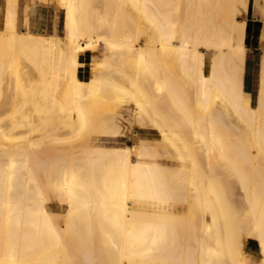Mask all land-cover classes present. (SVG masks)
I'll return each mask as SVG.
<instances>
[{"label":"bare ground","instance_id":"6f19581e","mask_svg":"<svg viewBox=\"0 0 264 264\" xmlns=\"http://www.w3.org/2000/svg\"><path fill=\"white\" fill-rule=\"evenodd\" d=\"M120 1L128 9L119 13L132 27L115 18L103 24L102 13L89 0H53L64 15L65 34L58 39L31 32L30 5L20 8L24 28L18 30L19 2L5 0L0 30V264H249L244 251L248 238L264 264V54L251 106L245 96L247 25L238 16L239 7L246 12L247 1ZM97 46L106 49L98 64L102 68L92 69L95 75L84 81L81 61L94 55ZM39 51L54 60L48 63L41 56L38 62ZM113 52L120 58L115 65ZM126 59L134 64V75L124 73ZM19 60L40 78L37 98L30 95L35 90L29 85L30 97L25 92L26 73ZM58 69L66 73L65 80L57 77L64 84L61 91L52 86L51 94L44 86ZM112 69L119 74L113 76ZM166 102L187 117L189 142ZM27 105L40 119L51 110L65 112L67 122L62 127L65 118L60 116L62 123L53 127L46 118L40 128L26 118L17 120ZM127 105L132 113L122 115L120 109ZM146 119L167 145L159 148L138 126ZM9 121V128L2 126ZM23 127L27 130L21 135L10 133ZM59 127L70 131L66 138L56 134ZM134 128L139 130L134 148L96 145L118 142ZM32 133L50 143L73 140L81 158L68 163L53 152L50 156V150L44 153L37 143L41 140L28 137ZM197 141L205 149L207 169L197 162ZM213 152L220 162L211 161ZM219 163L221 171L235 177L241 201H229L231 195L225 202L219 198L227 194L220 187ZM176 201L185 206L177 207ZM52 205L64 213L53 211Z\"/></svg>","mask_w":264,"mask_h":264},{"label":"rangeland","instance_id":"374dc122","mask_svg":"<svg viewBox=\"0 0 264 264\" xmlns=\"http://www.w3.org/2000/svg\"><path fill=\"white\" fill-rule=\"evenodd\" d=\"M36 1L33 0V3H32V0H30V1L29 0H18L19 3H18V7H17V21H16L18 30H21V29L24 28L23 26H20L21 9H23V7L25 5H28V6L30 5L29 7L33 8L30 11L31 18H29V23H28V26L31 29V32L32 33H35V34H40V35H42L44 37H54V38H58V39L59 38L60 39L63 38L64 37V34H65L63 11L61 9H59L58 6L56 7V5L53 2V0H36ZM246 1H247V9H246V12L244 11V9H242L241 7H239L240 10H239L238 16H239V20L245 21L246 22V25H247V35H246V41H245V46H246V50H247V55H246V69H245V91H246V95L245 96H246V102H248L251 106H254L255 105V102H256V98H257V89H258V80H259V66L258 65H259V62L261 60L262 55L264 54V36H263L264 35V0H246ZM89 2H90V4L94 8H96L100 13H102L100 17L103 16L102 19H101L103 21V24H105L107 22H110L111 20L113 21V18H115L114 20H116L118 23H122V21H124V24L126 26H128L127 28L132 27V26H129L128 25V23L132 25V22H129L126 19L124 20L123 16L119 13L120 12V10H119L120 8L128 9L127 6H124V5L121 6L122 3H121L120 0H115V1H113V0L112 1L111 0H89ZM107 4H108V6H107ZM117 4H120V5H117ZM107 8H108V12L110 11L111 14L113 13L112 15L110 13H107V11H106ZM241 9H242V11H241ZM5 10H6L5 0H0V30H2V27H3V24H4V20H5ZM243 11H244V14H243ZM118 15H120V17H118ZM108 16H109V18H108ZM105 19H110V20H107V22H105L106 21ZM141 23H143V22L141 21ZM130 31H131V28H130ZM2 33H3V31L0 32V34H2ZM97 37H98V34H94L93 35L94 40H96ZM115 51L118 53L117 50H115ZM40 52H41V54H40ZM42 52L43 51H39L38 52V56H37V61L38 62L41 61L39 59H42L45 56L44 54L42 55ZM105 53H106V49H105L104 46H97V50L94 53V55H87V56H85L83 58V60L81 61L80 73L79 74L84 79V81H87L89 78H91L92 76H94L95 74H93V73H95L96 71H99L102 68L100 65L98 66V64H101V63L104 62V56L103 55ZM36 55H37V52H36L35 56ZM118 55L115 54L113 56V58L111 59L112 64L114 63V65H115V64H118L119 63V61H117V62L115 61L117 59L118 60L120 59V58H118L119 57ZM41 56H42V58H40ZM116 56H118V57H116ZM45 57H47V60H49V62L47 61L48 63H51V61L54 60L53 58L51 59L50 55H47L46 54ZM114 57L116 59H114ZM23 60H19V64L23 68L22 69V72L25 71V73H26V74L22 73V77L25 78V81H23V83L25 82V84H26V85L24 84V87L27 86V87H25V92H26V94L28 92L27 96H29V94L32 93V90L30 92V90L28 89V85H29L30 89H33L34 88L33 91L35 90L34 91V95L33 94H30V95H32L35 98H37L38 97V94L37 93H38V91L40 92L42 90L43 85L40 84V81H39L40 78L38 77V75L35 72L34 68H32V66H30V64L26 63V61H23ZM58 67L59 66H57V68ZM57 68H56V70H57ZM59 69H58V72H56L58 75H56V76L53 75V79H52V76L50 77L51 78L50 81H49V83H50L49 85L50 86L49 85L48 86L47 85L44 86L47 89V91L50 89L49 92L51 91V89H54V87L55 88L57 87L58 90H59L61 88V86H63V84H64L63 81L65 80L64 76H65L66 73L64 74V71L62 73ZM92 69H94L96 71H92ZM123 69H124V73L127 74V75H134V73H135V66L130 61V59H126L125 64H123ZM111 71H112L111 74L113 76H117L119 74L116 69H112ZM47 72L48 73H52L54 71L52 69H49V71H47ZM63 74H64V76H63ZM96 75H98V74H96ZM58 76H60L61 78L63 76L64 80H62L63 78L61 79L62 81L58 80L57 79ZM28 77H30V79H28ZM29 80H31V81L33 80L32 83L31 82L29 83ZM26 81L28 82V84L26 83ZM53 81H54V83H56V85H54L52 83ZM33 84H35V85H33ZM40 85L42 86L41 88H40ZM149 85L151 86V83ZM52 86H54V87H52ZM61 89H60V91H61ZM0 102H1V100H0ZM168 103L166 102V106H167L166 108H169V109H167L168 110L167 112L170 113L174 117L176 116V118H178L179 120L178 119H175V118L174 119L177 120V122L180 121V124H179L180 128H182L183 130H185L184 125L185 126L187 125V121H185V119L187 120V117L185 118L182 114H180L178 112V110L176 109V107L172 103H169V104ZM29 106L30 105H27V107L24 106L26 108L22 107L25 110V111L23 110V112L25 114L23 112H20L21 114H24V115H27V116H24V115H21V114L18 113L19 116H20V118H16L17 120L19 119V120L24 121L25 118H26L27 121H29V122L32 121L31 123H33L34 125L40 126V128H43L44 127V123H43L42 120H44L46 118H47V120H49V122L51 124L53 122V124L51 125L53 127H54V125H55L56 122H58L59 125H60V123H62V121H63L62 127H64V124L67 122L66 121L67 120V114L65 112L64 113L63 112H58L59 113L58 114L54 110H51L50 112H48L50 114V116H48V114H46L45 115L46 117L44 116V117H42V119H40L34 113L32 107L31 106L29 107ZM171 106L174 107V108H172ZM176 111H177V113H176ZM120 113L122 115L131 114L132 113V108L129 105H127V106H125V107H123V108L120 109ZM57 115H58V117H56ZM15 116L16 117H19L18 115H13V117H15ZM60 116H61V119H64L65 118L61 122L58 121V120H60ZM51 118H53L52 119L53 121L51 120ZM17 120L14 121V122H17ZM167 120H168V117H167ZM182 120L185 121V124H183L184 122ZM9 123H10V121L7 122L6 124L4 123L5 125L2 124V126H4L5 128L8 126V128H9V125H10ZM38 123H41V124L38 125ZM142 123H144V124H142ZM142 123H139L140 125L138 124V126H140V127H141V125L143 126L144 130H146L147 135L148 136L150 135L149 137L150 138H153L155 140V142L157 143V146H159V148L167 145V141H162L161 140L160 133L156 129L157 127H154V125L151 123V121H149V119L144 120ZM159 123H160V120H159ZM151 124H152V126H151ZM62 127H59V129L56 131L57 132L56 134L59 133L58 135L64 136V135L67 134V132H70L68 130L66 131V129L64 130ZM24 128L25 127L20 128V129H15V130H13L10 133L13 134V135L18 136L19 133L22 134V131L23 130H25V131L27 130L26 128L25 129ZM60 129H61V131H60ZM183 130H182L183 135L185 136V139L189 142L191 140V138H190L191 133H189V131H188L189 130L188 129V126H186V130H185L186 132H184ZM14 133H16V134H14ZM135 133L136 134L139 133V130L137 128H134L131 131V133L128 134V137L123 138V139H121L118 142H96V145L98 144L99 146H106V147H109V146L110 147L111 146H113V147L130 146L131 148H134V146L136 145V138L134 137V134ZM21 134H19V135H21ZM35 135H36V137H34ZM39 135H40V133H32V134H30V136L28 135V137L29 138L31 137L30 140H32V141H37V140L39 141V140H41L40 137H42V136L39 137ZM50 135H51V133H50ZM72 136H74V135H72ZM63 138H66V136H64ZM43 139H45V138H43ZM47 139L41 140V142L40 141L37 142V143H39V145L42 143L41 144L42 146L41 145L40 146H41L42 149H45L46 150V151L45 150H41V151H44V153H47V151L50 150V151H48V152H50L49 155L51 154V152H53L52 155L54 157H60V158H62L61 160L67 161L68 163L73 162L72 160L75 161V160H78V159L81 158V157H79V156H81V152H80L81 150H80V148L78 146H76L77 144L73 140H71L69 142H63V143H60V144H56V143H53V142L50 143L49 142V140H51L50 138H47ZM157 140H158L159 143L157 142ZM47 142H49V143H47ZM152 142L153 141H150V143H152ZM195 143H197V145H199V154H197L198 157L196 156L197 162H200L199 165L201 167H203L204 169H207V168L204 167L205 164H206V167H207L208 161H205L206 159L204 158V155H203L205 149L202 146V142L197 141ZM27 145H28V143H27ZM27 145H25V146H27ZM49 145L51 146V149L52 150L49 148ZM72 145H74V146H72ZM75 146H76V148H73ZM41 148H39V149L37 148L38 151H36V152L37 153L40 152L39 150ZM34 149H36V148H34ZM53 150H55V151H53ZM32 152H35V151H32ZM78 152H79V154H78ZM72 153H74V154L72 155ZM213 153L211 154V159H212L211 161H213V162L214 161H216V162L219 161L220 162V158L217 156V154L215 152H213ZM67 154L69 155V158H68V155ZM49 155H48V157H49ZM58 155H60V156H58ZM163 161H167V159H164ZM185 165L188 166L189 168L192 166L191 165V162L189 160L185 162ZM168 166H170V164ZM219 168H220V163H219V167H218L217 170H218V172L220 174L219 180L222 179V180H220V185L221 184H223V185L222 186L219 185V186L220 187H223V188L226 187L225 190H227V191H225L223 193V194H225L227 192V194L225 195V197H222L224 195H222L220 193L221 194V197L219 196V198L221 200L223 199L222 202L223 201L225 202L227 199L229 201H230V199L231 200H237V199L240 200L242 198V196H241L242 194H241V191L239 189V184L237 183L235 177L231 173H229V172H223V171H221V169H219ZM223 182L225 183V186H224V183ZM219 190H220V192H223L224 191V189H222V188L219 189ZM227 196H230V197H228L227 199H224ZM174 205H176L177 207H184L185 206L183 203L178 202V201L174 202ZM58 208L59 207L56 206V205H52L51 206V209L53 211H55V212H57L59 214H63L64 213V209L63 208L62 209H58ZM244 251H245V257L247 256L246 257V261L248 259L247 262L249 264H256V263L259 264L260 255H259V251H258L257 245H256V243L253 240H251L249 238L248 239H244Z\"/></svg>","mask_w":264,"mask_h":264}]
</instances>
